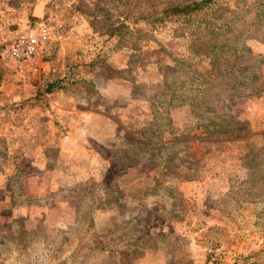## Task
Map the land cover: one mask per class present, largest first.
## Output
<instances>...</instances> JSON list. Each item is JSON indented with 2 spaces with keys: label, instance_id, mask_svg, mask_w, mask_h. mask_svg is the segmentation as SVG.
Masks as SVG:
<instances>
[{
  "label": "rangeland",
  "instance_id": "374dc122",
  "mask_svg": "<svg viewBox=\"0 0 264 264\" xmlns=\"http://www.w3.org/2000/svg\"><path fill=\"white\" fill-rule=\"evenodd\" d=\"M201 1L0 0V264H264V0Z\"/></svg>",
  "mask_w": 264,
  "mask_h": 264
},
{
  "label": "built area",
  "instance_id": "2783aa9c",
  "mask_svg": "<svg viewBox=\"0 0 264 264\" xmlns=\"http://www.w3.org/2000/svg\"><path fill=\"white\" fill-rule=\"evenodd\" d=\"M63 24H59V28ZM52 30L46 21L29 25L2 43L1 56L9 63L21 65L33 61L51 39Z\"/></svg>",
  "mask_w": 264,
  "mask_h": 264
},
{
  "label": "trees",
  "instance_id": "16d2710c",
  "mask_svg": "<svg viewBox=\"0 0 264 264\" xmlns=\"http://www.w3.org/2000/svg\"><path fill=\"white\" fill-rule=\"evenodd\" d=\"M203 5H206V2L204 0L201 2L187 3L186 5L183 6H178V5L172 6L170 10L171 12L174 13H189L199 9ZM49 88H50L49 91H52L54 89V85H50Z\"/></svg>",
  "mask_w": 264,
  "mask_h": 264
}]
</instances>
